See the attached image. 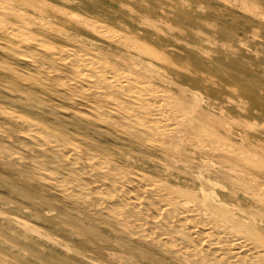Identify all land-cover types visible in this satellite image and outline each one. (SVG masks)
I'll use <instances>...</instances> for the list:
<instances>
[{
  "label": "bare ground",
  "instance_id": "obj_1",
  "mask_svg": "<svg viewBox=\"0 0 264 264\" xmlns=\"http://www.w3.org/2000/svg\"><path fill=\"white\" fill-rule=\"evenodd\" d=\"M63 1L69 2V4L72 2L70 0ZM173 1L107 0V3L100 9L101 12L85 5V7H79L83 11L82 13L77 8L73 9L65 3H56L57 1L51 0H0V98L2 99L0 101L3 102L0 105V179H5L7 190L0 193V210L6 214L4 221L25 226L28 229L32 228V225H35L36 228V223L56 229L74 240L82 249L91 251L92 254L85 253L102 264H113L112 260L117 249L112 246L111 241L108 242L104 238L106 235L101 234L97 230L98 228L110 233L117 240L133 241L136 248L160 251L172 260L175 258L176 263L177 261L185 262L187 257L190 262L193 255L191 256V252L185 251L186 245L184 244L199 242L201 237L198 232L197 236L193 237L191 236L192 230L187 227V230L184 229L185 231L181 232V236L182 238L184 236L186 242L173 247L169 237L157 234L156 231V235H152L151 231L138 222V219H135L136 214L128 210V205L139 204L146 209V214L151 216V208L157 209L158 204H155L158 201L156 202L153 198L158 189L148 181L136 178L139 175V168L142 166L141 161L129 160V154L138 155L140 159L147 160L149 155L142 151L143 148L151 149L161 136L167 134L173 139L179 136L180 139H183V135L178 133L175 126V120L180 116L178 106L183 108L186 115L190 111L194 116L196 114V119L204 127L203 135L204 133L209 135V140H206L205 136L203 137L208 141L207 143L210 142L208 145L205 143L207 145L205 152L217 157L224 163L223 166L231 172H238L236 165H239L251 176L255 177L256 175L264 179V146L262 149V144L257 145V141L250 131L251 128H248L249 131L245 129L247 128L246 124H251V122L244 123L245 126L242 124V127L233 124L237 130L235 131L232 128L233 125L219 123L212 117V114L208 115L198 108L197 104L198 110H195L196 108L192 107V104L190 105V101L181 96V92H175L174 87L172 90L160 88V85L157 84L149 85L151 82L141 77V74L146 73L156 79L167 77L176 80L179 84H195L198 81L205 83L210 76L205 69L207 68V58H209L208 49L204 47L206 45L197 42L196 36H191L192 33L188 29L190 23L187 22L186 17H184L186 20L182 21L183 14L180 16V12H178L181 9ZM9 2L14 5H9ZM234 2L233 4H235ZM97 12L105 15V22L95 16ZM234 14L236 13L234 12ZM258 25L260 26L259 22ZM223 30L220 34L224 36ZM235 31L237 32V30ZM226 38L229 37L225 36L224 39ZM65 39L78 45L81 44L82 47L72 46ZM101 39L110 40L112 45L110 43L107 47L95 46L97 44L95 41L103 42ZM105 42L107 41L103 43ZM221 58L223 59V57ZM227 60L229 61V59ZM238 65L240 64L238 63ZM244 66L242 65V67ZM225 67L227 70V66ZM244 69L248 71L247 67ZM223 70L225 71V69ZM252 72L255 73L254 70ZM226 78L228 79V77ZM244 78L242 77V79ZM238 79L243 81L241 78ZM25 82L29 84L28 88L22 86ZM233 82L235 81L233 80ZM194 84L192 85L195 86ZM213 89L216 90V88ZM231 90L233 91V89ZM7 91L21 94L22 99L18 103V109L8 106L14 104L17 94H9ZM177 96L180 101L175 99ZM103 100L113 102L114 106L105 105L102 103ZM230 101L232 100L230 99ZM240 109L242 110V108ZM185 119L187 120V118ZM235 122L237 123V121ZM260 125H256V127L260 128L262 125L264 126V123L262 122ZM197 133L198 136L201 134ZM200 137L197 138L199 142H202ZM231 138L233 139L232 144L244 146L241 145L239 148L242 150V152H238L239 154L229 148L231 143L227 140ZM176 157L178 156L176 155ZM173 161L176 160L173 159ZM158 164L160 165V163ZM221 174L226 176L228 173L222 171ZM250 175L248 176L250 177ZM252 179L255 180V178ZM179 185L181 186V184ZM263 185L264 181H260V189L252 187L250 189L254 194H257ZM245 186L247 187V185ZM233 187L235 189V186ZM137 188H143V192H136ZM179 189H175L179 197L182 196L183 199H186L190 195L186 191L188 188L186 190L185 188ZM235 190L237 191V189ZM260 197L262 196L260 195ZM245 200L247 201V199ZM246 201H244L245 206H249ZM254 204L257 203H253L252 206ZM189 210H192L191 207ZM204 214L203 216H206ZM219 215L222 216V220L236 222L242 231L249 229L252 225L245 221L244 217ZM189 218L191 220V217ZM210 220L212 221V219ZM214 220L216 219H213V226L216 224L219 226ZM40 228L42 229V227ZM152 232L154 233V231ZM44 235L49 239L61 237H54L55 235L50 232H45ZM235 240L237 239L234 237L233 241ZM62 241L64 242V240ZM141 241L146 246L143 244V247ZM200 244L203 243L200 242ZM249 249L251 248L249 247ZM193 251L195 253V249ZM249 254L246 251L242 256L244 264H248ZM128 255L130 256L129 260L126 262L123 260L125 263L121 264H143L137 252L131 251ZM181 263L178 262V264ZM195 263L199 264L200 262L196 261Z\"/></svg>",
  "mask_w": 264,
  "mask_h": 264
},
{
  "label": "rangeland",
  "instance_id": "obj_2",
  "mask_svg": "<svg viewBox=\"0 0 264 264\" xmlns=\"http://www.w3.org/2000/svg\"><path fill=\"white\" fill-rule=\"evenodd\" d=\"M51 1H53V2L57 1L56 3H63V4L65 3V5H68L69 7L73 8V9H76V8L79 9V7H81V6L85 7V5H86L87 7L96 9L97 11L99 10L100 12H101L100 9H102V7L107 3V0H70V1H72V2H70V4H69V2H66L63 0H55V1L51 0ZM175 1L176 0L173 1L174 4L178 8L180 7L179 9H181V10H178V12H180L179 15L181 16L183 14L182 17L183 18L186 17L187 22L190 23V24H188V29L192 33L191 36H196L197 42L201 43L202 45H206L204 47L208 49L209 58H207V61H208L206 63L207 68H205V69H207L208 75H210V76H208V80L205 83L198 81V82H195V84L194 83H189V84L188 83H181V84H179V82H177L176 80H175L176 81L175 82L174 79L172 80V78L170 79L167 77H164L161 79L158 77L156 79V77L152 78L149 74H146V73L141 74V77L143 79L151 82V83H149V85L157 84V85H160V88H163V89L166 88V89L174 90V88H175V92H178V93L181 92V96H183V97H185V99L189 100L190 105L192 104L191 106L196 108L195 110H198V108H201L204 113H207L208 115L212 114V117L214 119H217L219 123L227 124L229 126H232L234 124V125H237L238 127H240L244 123L246 124L247 122H251V124L250 123L246 124L247 128H245V129H247L249 131L250 129H248V128H251L250 131H252L253 136L255 137V140L257 141V145L260 146L262 144L261 146L263 149V146H264V126L262 125V122L264 123V106H263V103H264V74H263L264 73V29H263L264 28V0H243V1L242 0H221V1L220 0H183V1L177 0L176 2ZM226 1H229V2H226ZM233 2L235 4H233ZM240 2H242V3H240ZM9 5H14V3L9 2ZM220 5H222V6H220ZM243 5H245V7H242ZM223 6H225V7H223ZM219 7L221 10L218 9ZM231 9L236 14H234V12ZM238 9H241L242 11H240ZM247 9H248V11H247ZM260 9H262L263 11ZM254 11H255V13H257L256 15H254L255 14ZM81 12L83 13V11H81ZM248 14L249 15L251 14V15L249 16ZM188 15L190 18L188 17ZM95 16L99 20H101L102 22L106 21V18H104L105 15H103L102 13L97 12L95 14ZM230 16H231V19H229ZM261 16H262V19H261ZM182 17H181V19H182ZM210 17H212V18H210ZM245 17H246V20H245ZM186 19L184 18V19H182V21H184ZM222 19H224V20H222ZM238 19H239V21H238ZM221 20H222L223 24H222ZM229 20H231V21L229 22ZM243 21H245V22H243ZM217 22H219V23H217ZM258 22L260 23V26L258 25ZM224 23L226 24L225 26H224ZM256 23H257V25H256ZM237 24L238 25L240 24V25L237 27L236 26ZM189 25H191V26H189ZM219 25H221V26H219ZM244 26H245V28L243 29ZM230 28H232V29H230ZM208 29H210L211 31ZM221 30L224 31L223 32V33H225L224 36H223V34L222 35L220 34V33H222ZM225 30H227V31H225ZM235 30H237V32ZM230 32H231V34H229ZM206 34H208V35H206ZM218 34H219V36H218ZM225 36L229 37V38L224 39ZM218 38H220V39H218ZM234 38H236V39H234ZM101 40H103V42L104 41H107V42L103 43L101 41H99V42L95 41V42H97V44L96 45L93 44V45L107 47V45H110V43H111L110 40H108V39H101ZM218 40H219V42H218ZM65 41L67 43L71 44L72 46H76L79 48H80V46L82 47L81 44L78 45V44L72 43L71 41L66 40V39H65ZM205 41H206V43H205ZM238 41H240V42H238ZM230 43H232V44H230ZM111 45H112V43H111ZM232 45H233V47H232ZM112 50H114V49H112ZM243 52L245 53V55ZM242 53H243V55H242ZM249 54L252 55V56L250 55V58H249ZM221 55H223V56H221ZM227 56H228V58H227ZM239 56H240V58H239ZM219 57L220 58L223 57V59L221 58L222 61ZM211 58H213V59H211ZM216 58H218V59H216ZM227 59H229V61L231 63ZM245 59H247V60L245 61ZM17 61L20 62L19 60H17ZM136 61H139V59H136ZM225 61H228L229 64H228V62H225ZM248 61H250V62L252 61V62L250 63ZM211 62H212V64H211ZM24 63L26 65L25 61H24ZM238 63L240 65H238ZM242 63H244V64H242ZM213 64H215V65L213 66ZM218 65H220V66H218ZM242 65H245V66L242 67ZM225 66H227V70H226ZM258 66H259V68H258ZM246 67H247L249 72L246 71V69H244ZM222 68L225 69V71L227 73H229L230 75L227 74ZM228 68H230V69L228 70ZM250 68H251V70H250ZM209 70H210V72H209ZM252 70H254L255 73H253ZM230 71H233V72L230 73ZM236 72L238 74L239 73L240 74L238 75ZM219 73H222V74H219ZM223 75H226V76L223 77ZM226 77H228V79ZM236 77L241 78V79H242V77L243 78L245 77L244 78L245 81H244V79H242L243 81H241L240 79H238ZM233 80L235 82H233ZM237 82H239V83H237ZM173 83H175V84H173ZM176 83H177V85H176ZM192 84H194L195 86H193ZM196 84H198L197 85L198 87L196 86ZM205 84H206V86L207 85L208 86L206 87ZM171 85H172V87H171ZM22 86L24 88H28L29 84H27L25 82V84ZM247 86H249V87H247ZM251 87H253L254 89ZM213 88H216V90ZM229 88H230V90H229ZM207 89H208V91H207ZM211 89H213V91H211L212 93L209 92V90H211ZM217 89H219V90H217ZM223 89H224V91H223ZM231 89H233V91ZM238 89H240L241 92H240V90L238 91ZM236 90H237V92H236ZM242 91H246L248 94L246 92L242 93ZM7 93L17 94V96L15 97L14 104H12V105L10 104L8 106L18 109V103L22 99L21 94H19L18 92L15 93L12 91H7ZM246 94H247V96H246ZM207 96H209V97H207ZM11 97H13V95H11ZM247 97H248V99H245ZM175 99L179 100L178 96ZM230 99L232 101H230ZM233 100H234V102H233ZM255 100L257 101V103ZM260 100H261V102H260ZM103 101L104 102H102V101L101 102L105 103V105H107V106H112V107L114 106L113 102H108L105 100H103ZM191 102H193V103H191ZM227 102H229V103H227ZM2 104H3V102L0 101V105H2ZM110 104H112V105H110ZM196 104L198 105V108H197ZM202 104H203V106H202ZM255 104H257V105L259 104V105L255 106ZM177 105H179V104L177 103ZM178 107H177V109L178 110L180 109L179 110L180 116L181 115L182 116L181 117L178 116V119L175 120L176 121L175 126L178 130V133L183 135L182 136L183 139L182 138L180 139V136H179L178 138H175L176 139L175 140L167 134H165L164 136H161L160 138H158L157 144L154 147H152L151 149L149 147H148V149H147V147L143 148L142 151L147 152V154L149 155V158H147V160L146 159H140V157L138 155H130L129 154V160H131L133 162L134 161L135 162L141 161L142 166L139 168V175L136 176V178H139L142 180L144 179V180H146V182L148 181L149 183H151V185L153 187L158 189V192H156V194L154 195V198H153L154 200H156V202L158 201L155 204V205H157V204L159 205V207H158V205L156 206L158 210L156 208L152 207L151 208V212H152L151 216L147 215L146 209L142 208V206L139 204L128 205V208H129L128 210L132 211L136 214L135 219L136 220L138 219L137 220L138 222H140L144 227H146L149 231H151L150 233L152 235H154V234L156 235V233H157V234H162V236H165L167 238L169 237L168 239L170 240V243L173 245V247H175L179 244L183 245L184 244L183 242H186L184 236H183V238L181 236L182 230H184V229L187 230V227H189V229L192 230V232L191 231L190 232H191V236H193V237L194 236L196 237L197 232H198L200 237H201V240L199 242H192L193 244L192 243L191 244H188V243L184 244V245H186V248L184 247L185 251H188L189 253L191 252V256L193 255L192 257L190 256L191 257L190 262H192L194 264H198V263H195L196 261L200 262L201 264H242V263L244 264L245 261L243 260L242 256H244L246 251H247V253H250L248 255V259H247L248 264H264V216H262V215H264V203H262V202H264V197H263L264 196V191H263L264 185L262 186L263 189L261 188V190H259V192L257 194H254V192H252V189H250L251 187L254 189H257V190H258V188L260 189L259 182L264 181V179L261 178L260 176H256V175H255V177H254V175L251 176L250 174H248V172L246 170H244L239 165H236L238 172H233V171L231 172V170H228L226 167L223 166L224 163L221 162L217 157H214L210 153L205 152V147L208 144H210V142L207 143L208 141H206V140H209V135H207L206 133H204V135H203L202 130L204 127L200 123V121L196 119V117H195L196 114L194 116L190 111L188 113V115H186L185 111L183 112V108L181 106H178ZM240 108H242V110L243 111L245 110V111L243 112ZM239 109L241 110V112L239 111ZM185 118H187V120ZM253 118H256V119L254 120ZM0 121H1V119H0ZM183 121H184V123H181ZM235 121H237V123ZM252 121H254V122H252ZM245 124L243 126H245ZM234 125L232 126V128H233V130L235 129V131H237L236 127ZM256 125H260L261 127L260 128L258 126L256 127ZM178 128H182V129H178ZM183 129H186L187 131L189 129V131H188L189 134L186 130L183 131ZM191 129L194 131H192ZM197 132H199V134L200 133L201 134L198 136ZM261 132H263V133H261ZM194 134L195 135L197 134L196 136L198 138L202 135V137H200V140L201 139L203 140L202 142L200 141L202 144L199 142V139L196 136H193ZM261 135H263V136H261ZM204 136L206 137V140L203 139ZM258 139H260V140H258ZM227 141H229L231 143V146H229V148L231 150H234L236 153L242 152V150L239 149V148H241L242 144L241 145L232 144L233 143V142H231V141H233L232 138L228 139ZM186 145L190 149H188L186 147ZM203 145H204V147H203ZM234 147H236V148L238 147V148L236 149ZM153 148H156V149H153ZM178 148H179V150H178ZM144 149H146V150H144ZM147 150H149V151H147ZM199 150H200V152H199ZM162 152H164V153H162ZM176 155L178 157H176ZM151 156H153V157H151ZM172 156H173V158H172ZM191 156H192V158H191ZM173 159L176 161H173ZM154 162L158 166L155 165ZM158 163H160V165ZM167 166H169V167H167ZM179 166L181 167V169H179L180 168ZM197 169H198V171H197ZM165 171L166 172L168 171L167 172L168 174ZM222 171H225L228 174L225 176V175L221 174ZM177 173H179V174H177ZM158 174H160V175H158ZM171 175H172V177H171ZM248 175H250V177ZM252 178H255V180H253ZM162 179H163V181H162ZM223 181L225 182V184ZM171 183H173V184H171ZM228 183H230V184H228ZM179 184H181V186ZM244 184L247 185V187ZM5 186H6L5 179H0V193L7 191ZM233 186H235V189H237V191L234 189ZM241 186H244V187H241ZM245 187H246V189H245ZM177 188L178 189L179 188L180 189L185 188V190L188 188L186 191H188L190 193V195L186 199H183L182 196H181L182 198L179 197L178 196L179 194H177V191L175 190ZM194 190H196L197 193ZM241 190H243V191H241ZM193 191H194V193H193ZM239 191H240V193H239ZM136 192L142 193L143 188H141V189L137 188ZM235 193H236V195H235ZM259 193L263 198L260 197ZM262 193H263V195H262ZM242 194H244V195H242ZM171 195H173V196H171ZM244 196L247 198H245ZM214 197H215V199H214ZM234 197H236L235 200H234ZM239 197L241 200L239 199ZM245 199H247V201ZM179 200H181L183 202H181ZM170 201H172L173 203L171 202L172 203L171 204ZM238 201H239V203H238ZM244 201H246L248 203L247 205H249V206H245L246 203ZM259 202H261V203H259ZM180 203H182V204H180ZM208 203H209V205H208ZM253 203H257V204H254L252 206ZM166 206L168 208L170 207L169 208L170 210ZM256 206L258 207V210H257ZM189 207H191L192 210H189ZM196 211L197 212L199 211V212L197 213ZM203 214L206 216H203ZM219 214H225V215L228 214V215H233V216H237L240 218L244 217V220L246 219L245 221H247L248 223H250V225L251 224L252 225H251V227H249V229H244L242 231V230H240L241 227L237 226L236 222H234L233 220H226V221L222 220L221 219L222 216ZM207 215H209V216H207ZM152 216H154V218H152ZM189 217H191V220ZM5 218H6V214L0 210V264H91V263L92 264H98V263L102 264V262H98L94 258L90 257L89 254H92L91 251H88L86 249H82V247H79L74 240L66 237L65 235H63L61 232H59L56 229H52V228L47 227L45 225H39L36 222H35L37 225L36 228L34 227L35 225H32V228H34V229H32V228L28 229L25 226H21L18 224H13V223H9L7 221H4ZM179 218H181V219L179 220ZM210 219H212V221ZM213 219H216L214 221L216 223H218L219 226L217 224H216V226H213ZM217 219L220 221H218ZM145 224H146V226H145ZM211 225H212V227H211ZM40 227H42V229H44L45 231L42 230ZM237 227H239V228H237ZM170 228L171 229L173 228V229L171 230ZM195 229L199 230L200 232L196 231ZM97 230L101 234L106 235L104 238H106L108 240V242L111 241L112 246L116 247L117 252L115 253L113 260H112L114 263H117V264L118 263H120V264L125 263L127 260H129L130 256L128 254L131 251L138 253L140 261L143 264H175L176 263L175 258H174V260H172L171 258H169V256H167L166 254L164 255V253H162L160 251L154 252L151 249H146V250L144 249L145 250L144 251L142 249H139L138 247L136 248V246H135L136 244L133 241L126 240V239L125 240H123V239L117 240L110 233H107L105 230H104L105 232L103 230L101 231V229H99V228ZM152 231H154V233ZM155 231H156V233H155ZM45 232L52 233L53 235H55L54 237H56V236H61V237H58V239L53 238L54 240L52 238L49 239L44 235ZM174 236H175V238H174ZM234 237L237 240L233 241ZM215 238L216 239L218 238V239L216 240ZM60 239L64 240V242H66V243H64ZM68 240L70 242H67ZM209 240H211V241H209ZM200 242L203 243L204 245L200 244ZM249 242H250V244H248ZM73 243H74V245H73ZM133 244H135V245H133ZM143 244L145 245V243L142 242V246L144 247ZM202 245H203V247H200ZM206 246H208V247H206ZM34 247H36V248H34ZM71 247H73V248H71ZM249 247L251 249H249ZM75 248H76V250H75ZM77 248H78V250H77ZM190 249H192V250H190ZM194 249H195V253L193 251ZM82 252L83 253L86 252L89 254H86V253L83 254ZM122 253H123V255H122ZM118 254H121L122 256L118 255ZM235 255H237L236 258H235ZM192 258L194 259V261ZM215 258H217V259H215ZM79 259H81V260H79ZM189 260L190 259H188V257H187L185 260L186 263L185 262L181 263V261H177L176 264H178V262L181 264H189L190 263ZM200 260L201 261L203 260V262H201ZM209 261H211V262H209ZM192 263H190V264H192ZM103 264H105V263H103Z\"/></svg>",
  "mask_w": 264,
  "mask_h": 264
}]
</instances>
